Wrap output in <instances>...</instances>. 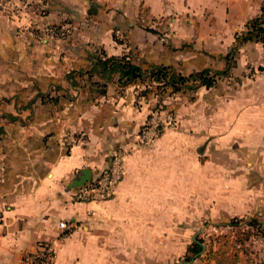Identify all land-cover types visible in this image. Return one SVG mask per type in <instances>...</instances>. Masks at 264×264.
Segmentation results:
<instances>
[{"label": "crops", "instance_id": "crops-1", "mask_svg": "<svg viewBox=\"0 0 264 264\" xmlns=\"http://www.w3.org/2000/svg\"><path fill=\"white\" fill-rule=\"evenodd\" d=\"M263 4L264 0H0V264H21L44 242L54 249L52 264L156 262L172 256L173 249L168 248L173 247L172 239L160 252L159 227L144 233L136 217L101 240L91 231L82 233L89 210L114 202L122 213L165 212L168 230V215L174 213L173 160L154 154L155 142L145 146L138 140L150 104L137 109L128 87L125 94H116L121 89L117 77H112L105 94L92 92V82H106L101 74L98 79L91 76L94 55L124 53L113 34L120 28L138 50H150L146 57L150 64L167 65L164 51L154 48H160L156 34L136 25L139 13L152 20L199 16L205 22L233 23L227 44L235 42L236 48L240 46L236 35L260 14ZM51 23L62 25L66 36L47 37L44 32ZM252 42L243 43L244 57L246 50L260 43L264 48V42L254 46ZM63 71L73 74L66 79L73 96L69 106L61 112L43 108L41 93L60 82ZM84 80L87 84L80 86ZM256 83L245 128L252 157L255 150L257 155L263 151L264 161V74ZM32 85L35 95L30 94ZM16 102L24 103L21 112ZM116 152L125 153V176L114 196L76 201L71 183L84 169H90L93 177L108 168ZM190 174L187 169L188 191ZM201 183L206 184L205 179L196 190L201 191ZM61 222L67 229L60 228Z\"/></svg>", "mask_w": 264, "mask_h": 264}, {"label": "rangeland", "instance_id": "rangeland-1", "mask_svg": "<svg viewBox=\"0 0 264 264\" xmlns=\"http://www.w3.org/2000/svg\"><path fill=\"white\" fill-rule=\"evenodd\" d=\"M44 11L41 8L42 15H45ZM139 15L136 25L156 34L160 48H154L164 51L166 64L173 67L177 74L188 77L199 70L209 69L208 75L214 76L216 82L213 87L207 88L200 81L190 79L184 90L174 93L171 86L164 90L163 82H155L150 77V65L154 66L146 59L150 50H138L120 28L114 29V38L125 49L122 55L140 63L146 72L144 80L119 86L121 89L115 90V93L125 94L128 87L135 97L134 106L137 109L145 103L150 104L151 110L141 131L151 117L157 115L160 134L154 141V154L157 152V156L173 160L174 213L168 215V230L166 222H163L167 216L165 212L122 213V207L114 202L110 207L89 210L90 218L82 233L91 231L96 240H101L112 236L118 232L116 228L119 225H128L136 217L144 227V233L147 230L152 233V227H159L157 248L160 252L166 251V240L171 242L172 239L173 247L168 248L173 249V254L156 262L141 260L126 261L124 264H210L214 262L215 251L221 247L238 251L237 264H264L263 151L257 155L258 150H255L252 157L245 128L253 92H257L256 82L264 74L262 44L246 50L245 57L241 50L245 44L236 47L235 60L231 63L234 66L225 73L229 64L227 55L237 45L235 42L227 44L230 33H233V23L205 22L199 20V16L191 20L184 17L152 20L143 19L141 13ZM47 28L44 32L47 37H64L67 34L62 25L51 23ZM92 72L93 79H98V71ZM62 73V80L57 85L48 86V90L41 93L39 104L43 108L51 107L61 112L69 106L73 96L66 79L73 74ZM85 79H88L87 75ZM74 81L70 86H74ZM100 81L107 84L108 90L110 81ZM83 83L86 81L79 82V85ZM30 87V94L35 95L36 85ZM90 89L102 94V87L94 82ZM255 99V105L259 104L256 93ZM17 105L21 112L24 103L16 102ZM187 169L191 170L189 191L184 186V179L188 180L185 177ZM202 179L206 184L201 183L202 189L198 191L196 185ZM156 219L159 222L157 225ZM194 241L204 246L199 256H193L190 250ZM143 250L146 248L143 247Z\"/></svg>", "mask_w": 264, "mask_h": 264}, {"label": "trees", "instance_id": "trees-1", "mask_svg": "<svg viewBox=\"0 0 264 264\" xmlns=\"http://www.w3.org/2000/svg\"><path fill=\"white\" fill-rule=\"evenodd\" d=\"M236 41L240 44L248 41L264 42V4L261 12L258 16L250 19L246 24V29L241 34L236 35ZM235 47L227 55L229 61L228 68L225 73L234 66L232 63L235 57ZM150 77L155 82H163V88L172 87V92L176 93L184 90L188 86L190 79L200 81L202 85L207 88H211L215 85L216 79L214 76H209V69H202L188 77L179 75L176 73L173 67L168 65H154L151 67ZM93 70L98 71L106 81H110L112 77L117 76V82L119 86L124 87L131 83L145 78V70L139 64H136L131 60L128 55L122 56H109L105 51L97 52L94 55ZM92 70V71H93ZM117 74V75H116ZM93 72H91V76ZM95 85L102 87V94L106 93L105 83L99 81L94 82ZM190 250L193 252V256H199L204 250L202 243L194 241ZM214 262L210 264H237L238 263V251H228L221 247L218 251H215Z\"/></svg>", "mask_w": 264, "mask_h": 264}, {"label": "built area", "instance_id": "built-area-1", "mask_svg": "<svg viewBox=\"0 0 264 264\" xmlns=\"http://www.w3.org/2000/svg\"><path fill=\"white\" fill-rule=\"evenodd\" d=\"M160 134L157 115L151 117L145 128L139 134V140L143 144H150L155 141ZM125 154L116 152L111 159L108 168L93 176L91 180L84 184L74 187L72 196L76 201H100L111 198L116 192V188L124 179ZM1 217V215H0ZM66 222L60 223V228L67 229ZM54 249L52 245L44 242L40 245L37 252L26 254L21 264H52Z\"/></svg>", "mask_w": 264, "mask_h": 264}, {"label": "water", "instance_id": "water-1", "mask_svg": "<svg viewBox=\"0 0 264 264\" xmlns=\"http://www.w3.org/2000/svg\"><path fill=\"white\" fill-rule=\"evenodd\" d=\"M92 178V171L90 169H84L82 171V175H80L77 179H75L72 183H71V187H77L80 186L82 184H84L85 182L91 180Z\"/></svg>", "mask_w": 264, "mask_h": 264}]
</instances>
